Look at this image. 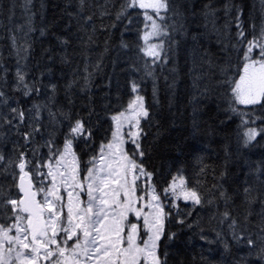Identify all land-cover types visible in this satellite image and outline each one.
<instances>
[{
    "label": "snow or ice",
    "instance_id": "1",
    "mask_svg": "<svg viewBox=\"0 0 264 264\" xmlns=\"http://www.w3.org/2000/svg\"><path fill=\"white\" fill-rule=\"evenodd\" d=\"M260 3L259 23L249 20L247 28L236 0H224L219 7L209 0L199 13L193 3L190 15L199 16L200 22L192 23L203 31L189 32V6L182 10L174 0H120L118 7L114 0H75V12L68 15L83 33L76 39L85 61L82 74L76 67L73 78L64 83L68 103L62 104L53 68L57 60L72 64V41L56 37L62 54L57 57L51 49L46 57L50 62L43 69L33 68L35 13L33 0H23L24 23L10 29L8 37L14 66L9 69L0 61V264H169L170 248L180 243L188 247L196 238L208 246L201 253L207 264H216L217 255L223 264H264V160L249 158L253 149L264 148V0ZM67 6L72 7L73 0H67ZM94 18L105 31V18H112L111 28L120 24L125 31L140 25L142 43L137 48L142 55L132 70L143 71L140 80L130 81L132 96L110 116V135L97 147L90 119L94 109L88 106L85 118L74 111L70 95L74 88L88 91L91 68L100 67L86 57L97 31ZM67 30L71 32V24ZM39 32L46 35L43 28ZM189 39L185 62L190 61L192 143L187 147L197 176L209 168L207 145L200 137L217 132L202 128L199 114L216 105L224 113L221 124L234 117L240 123L235 146L222 142L224 162L218 173L213 169L211 187L201 179L190 182L181 168L158 190L154 172L144 163L142 121L151 117L141 82L153 79L155 99V72L170 65L168 87L174 89L178 48L181 40ZM203 41L217 45L216 56ZM120 47L129 45L122 40ZM84 148L91 154L82 163ZM184 150V144L177 145L180 154ZM237 170L242 183L229 192L225 182ZM198 209H208V227Z\"/></svg>",
    "mask_w": 264,
    "mask_h": 264
},
{
    "label": "trees",
    "instance_id": "2",
    "mask_svg": "<svg viewBox=\"0 0 264 264\" xmlns=\"http://www.w3.org/2000/svg\"><path fill=\"white\" fill-rule=\"evenodd\" d=\"M103 2V0H100ZM181 6L182 10L185 5L188 15L189 32H202L203 29L197 28L192 23L194 19L198 24L199 16L192 17L190 15L191 5L195 3L197 13L205 3L209 0H174ZM214 6H221L224 0H211ZM244 9L245 26L248 27L249 20H255L259 23L261 17L260 0H236ZM118 7L120 0H114ZM23 0H0V61H2L9 69L14 66V59L11 47V41L8 39L10 29L24 23ZM11 10V11H10ZM34 24L37 31L31 36L33 51L31 54L32 67L43 69L50 61L46 58L51 53L49 50L56 49L55 55L58 57L62 53L59 51L56 37H68L72 43L69 46V53L75 52L72 64L62 65L57 60L53 68L55 73L54 79L58 82L61 89L58 99L62 104H67L68 100L64 94V83L71 80L76 67L83 72V63L85 55L81 54L79 40L77 35H83L77 31L76 22L68 15L69 12H75V0L73 6H67V0H33ZM116 8H113V14ZM95 11V9H89ZM221 17L223 13H220ZM95 33L94 42L86 51L87 60L91 65L99 63V69L91 68L93 73L88 91H81L74 88L71 92V101L74 104V111L88 118V106L94 109V115L90 118L93 125L94 140L93 147H97L102 140L110 135L109 128L112 125L110 116L119 112L126 107L132 93L129 83L132 79L140 80L143 71H133V66H138V57L142 54L138 52L137 46L142 43L139 40L137 29L140 25L130 26L131 31H125L124 27L117 24L115 28H111L112 18H105L103 30L101 21L94 18ZM223 22L222 19L220 21ZM71 24V32L67 30V26ZM45 29L46 35L41 36L39 29ZM179 39V38H178ZM129 45L128 48H121V41ZM192 41L181 40L178 48V55L175 59L177 71V84L174 89L168 85L172 80V73L164 69H157L155 72V84L157 88L156 98L153 97V79L145 77L141 82V94L145 98V106L149 109L151 120L142 121L145 135L141 141L143 150L146 155L144 157L145 166L148 170L154 172V181L158 190H162L166 186L167 181L172 175L176 174L177 169H183L186 178L190 182L201 179L207 187L215 182L213 177V169L218 173L223 164V143H231L235 146L237 128L239 127V118L234 117L221 124L220 121L224 117V113L219 111L216 105H209L200 113L202 128L214 127L217 132L214 136L202 135L200 140L207 145L204 158L209 165L208 171L202 176L196 174V161L187 147L192 141L189 139L192 126V106L189 103L191 94V79L187 75L189 63H186V52L190 49ZM203 46L209 52L216 56L218 52L217 45L212 41H203ZM79 78V77H78ZM167 78V79H166ZM211 83V81H206ZM219 125V127H217ZM223 129L221 131L220 129ZM184 144L185 150L183 154L177 151V145ZM129 148L133 146L128 145ZM211 153V155H209ZM91 151L87 148L81 150L82 163L88 159ZM255 158L254 162L259 163L264 160V148H256L252 150L249 157ZM242 183L239 180L238 170L233 172L225 182L229 192H236ZM183 205V201H180ZM236 204L240 211V198L236 197ZM255 212L260 211V205H254ZM208 209H198L197 214L203 217L206 227L208 224ZM253 221H258V216L252 217ZM209 236L211 232L207 233ZM188 238L187 231L184 233V239ZM208 246H201L198 238L194 239L188 247L184 243L172 247L168 250L169 264H207L206 260L201 259V253ZM217 249L214 244L211 246ZM218 251V249H217ZM217 255V253H212ZM216 264H223V261L217 255Z\"/></svg>",
    "mask_w": 264,
    "mask_h": 264
}]
</instances>
